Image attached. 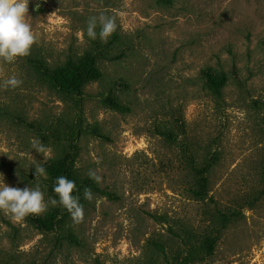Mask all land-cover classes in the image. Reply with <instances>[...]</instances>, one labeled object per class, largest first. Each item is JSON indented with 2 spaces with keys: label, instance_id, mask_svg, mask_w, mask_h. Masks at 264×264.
Listing matches in <instances>:
<instances>
[{
  "label": "rangeland",
  "instance_id": "1",
  "mask_svg": "<svg viewBox=\"0 0 264 264\" xmlns=\"http://www.w3.org/2000/svg\"><path fill=\"white\" fill-rule=\"evenodd\" d=\"M27 7L30 54L0 59V174L12 187L39 186L47 203L56 194L35 168L69 154L110 195L83 197L80 221L59 204L20 221L0 210V264H172L190 250L192 264H264V0ZM101 12L118 25L106 43L86 35L89 17ZM85 55L101 76L77 95L29 63L55 68ZM208 71L223 73L224 84L211 89ZM13 76L22 83L4 87ZM192 166L207 177L205 199L191 193ZM52 209L54 223L40 227L36 217ZM220 214L230 217L224 227ZM209 235L217 241L204 256Z\"/></svg>",
  "mask_w": 264,
  "mask_h": 264
},
{
  "label": "clouds",
  "instance_id": "2",
  "mask_svg": "<svg viewBox=\"0 0 264 264\" xmlns=\"http://www.w3.org/2000/svg\"><path fill=\"white\" fill-rule=\"evenodd\" d=\"M28 0H0V59L5 62H13L17 57H26L30 54L31 46L35 43V34L31 24L27 21ZM99 27V33L96 29ZM118 25L114 16L101 12L97 16L89 17L86 27V35L92 39L104 43L116 31ZM22 83L16 77H10L3 82L4 87H17ZM32 147L37 152H43L44 146L39 139L32 141ZM34 174L47 175L43 166H37ZM90 179L99 181L94 172H89ZM53 192L56 197H49L48 202L44 200V192L39 186L23 189L12 187L3 180L0 174V210L11 215L16 221L23 220L29 214H40L47 210L49 204L63 206L75 221L83 219V205L80 203V196L74 180L66 176H58L53 183ZM84 199L91 201L93 193L91 188L85 187Z\"/></svg>",
  "mask_w": 264,
  "mask_h": 264
},
{
  "label": "trees",
  "instance_id": "3",
  "mask_svg": "<svg viewBox=\"0 0 264 264\" xmlns=\"http://www.w3.org/2000/svg\"><path fill=\"white\" fill-rule=\"evenodd\" d=\"M30 66L33 70L44 80L48 81L53 87H56L69 95L79 94L82 86L91 81L100 78L101 73L97 68L95 57L92 55H85L77 58V60H69L64 66H58L51 68L47 66L41 60L31 59L29 60ZM206 78L210 83L211 89H217L225 82V75L212 74L210 71L206 72ZM104 100H107L114 108L122 109L118 99L111 95L102 96ZM33 127V124H28ZM46 170V184L47 188L52 195L53 183L56 177L66 176L68 179L74 180L78 192L74 193L80 196V201L83 200V191L85 187L91 188L92 192H98L101 194L110 195V193L99 188L94 179H90L89 176H83L74 166L73 157L66 154L62 158L50 160L43 164ZM192 172L195 176V184L191 189L192 195L197 199H205L208 193V180L203 174V170L192 166ZM58 213L57 210L52 209L44 214V216L36 217V222L42 228H49L54 223ZM230 220L229 215L220 214V224L224 227ZM217 241L216 235H209L202 239L199 250L204 256L211 255L214 250V246ZM196 250H190L181 260L172 264H192L195 259Z\"/></svg>",
  "mask_w": 264,
  "mask_h": 264
}]
</instances>
